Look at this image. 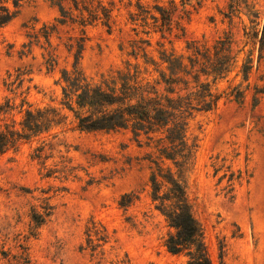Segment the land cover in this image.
<instances>
[{
    "label": "rangeland",
    "instance_id": "rangeland-1",
    "mask_svg": "<svg viewBox=\"0 0 264 264\" xmlns=\"http://www.w3.org/2000/svg\"><path fill=\"white\" fill-rule=\"evenodd\" d=\"M101 1L111 8L110 28L104 18L60 24L50 0H24L0 26V126L22 119L23 101L61 108V71L72 70L79 49V67L98 81L127 62L144 66V52L158 60L161 48L183 53L186 40L231 36L236 61L216 85L223 96L190 122L197 151L187 192L212 264H264V93L254 100L264 86V0ZM64 4L79 20L73 1ZM65 112L64 124L0 155V264H188L165 245L173 229L151 199L152 149L131 130H80ZM127 193L138 197L124 207ZM49 206L36 228L33 210ZM92 222L109 236L96 251L84 248Z\"/></svg>",
    "mask_w": 264,
    "mask_h": 264
},
{
    "label": "trees",
    "instance_id": "trees-1",
    "mask_svg": "<svg viewBox=\"0 0 264 264\" xmlns=\"http://www.w3.org/2000/svg\"><path fill=\"white\" fill-rule=\"evenodd\" d=\"M23 1L0 0V26L19 14ZM50 1L59 7L60 24L73 20L88 25L104 18L103 24L111 27V8L101 0H72L75 9L80 11L79 20L65 7V0ZM83 10L88 12V18ZM158 10L165 20H170L167 9L158 7ZM45 34L48 36L47 32ZM263 39L264 34L261 41ZM232 43L229 35L212 44L186 40L183 53L161 48L157 60L144 52V66L127 62L124 69L103 75L98 81H91L79 67V49L72 70L61 71V108L52 105L35 107L23 101L26 107L22 119L0 126V155L17 150L23 143L64 124L68 119L65 110L72 114L77 128L83 131L131 130L140 144L144 140V144L152 149L147 157L151 168V199L155 209L173 229L165 243L168 251L186 253L188 264H212L203 228L193 213L187 192V174L197 151V143L190 138L189 129L191 120L198 114L217 108L223 93L218 92L216 85L228 76L236 61ZM150 66L154 73L149 70ZM251 68V60H245L241 69L244 80H248ZM255 89L257 104L264 86ZM230 93L242 100L244 90L234 87ZM137 197L134 193L124 194L120 204L127 207ZM51 210V206L43 212L33 210L32 222L36 228L45 223ZM92 224L87 229V246L84 248L96 251L109 236L104 227L99 235L96 224Z\"/></svg>",
    "mask_w": 264,
    "mask_h": 264
}]
</instances>
